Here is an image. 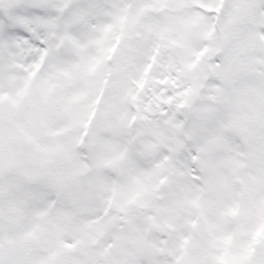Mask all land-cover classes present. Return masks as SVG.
Returning a JSON list of instances; mask_svg holds the SVG:
<instances>
[{
  "label": "snow or ice",
  "instance_id": "6c2138e0",
  "mask_svg": "<svg viewBox=\"0 0 264 264\" xmlns=\"http://www.w3.org/2000/svg\"><path fill=\"white\" fill-rule=\"evenodd\" d=\"M0 264H264V0H0Z\"/></svg>",
  "mask_w": 264,
  "mask_h": 264
}]
</instances>
